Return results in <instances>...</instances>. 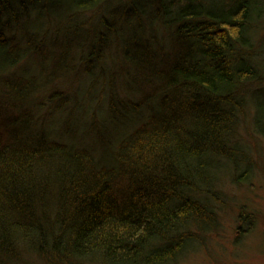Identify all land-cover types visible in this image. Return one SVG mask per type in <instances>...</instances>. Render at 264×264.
Here are the masks:
<instances>
[{
	"label": "trees",
	"instance_id": "obj_1",
	"mask_svg": "<svg viewBox=\"0 0 264 264\" xmlns=\"http://www.w3.org/2000/svg\"><path fill=\"white\" fill-rule=\"evenodd\" d=\"M263 143L264 0H0V264H178Z\"/></svg>",
	"mask_w": 264,
	"mask_h": 264
},
{
	"label": "rangeland",
	"instance_id": "obj_2",
	"mask_svg": "<svg viewBox=\"0 0 264 264\" xmlns=\"http://www.w3.org/2000/svg\"><path fill=\"white\" fill-rule=\"evenodd\" d=\"M225 187L219 227L178 264H264V168ZM242 208L252 213L250 224L239 217Z\"/></svg>",
	"mask_w": 264,
	"mask_h": 264
}]
</instances>
